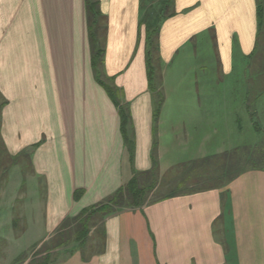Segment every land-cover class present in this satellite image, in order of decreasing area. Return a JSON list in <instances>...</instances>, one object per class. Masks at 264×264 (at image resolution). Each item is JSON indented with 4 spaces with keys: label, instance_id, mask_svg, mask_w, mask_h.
<instances>
[{
    "label": "crops",
    "instance_id": "obj_1",
    "mask_svg": "<svg viewBox=\"0 0 264 264\" xmlns=\"http://www.w3.org/2000/svg\"><path fill=\"white\" fill-rule=\"evenodd\" d=\"M151 1L97 0L96 68L86 0H0V139L11 156L29 155L23 160L41 181L39 243L152 166ZM171 1L156 34L163 87L178 82V52L192 45L196 53L201 35L210 36L225 73L234 58L251 57L264 0ZM213 97L197 87L200 106L185 108L183 94L166 92L160 144L184 128L185 114H210ZM96 224L95 251L78 247L48 264H264V169L123 208Z\"/></svg>",
    "mask_w": 264,
    "mask_h": 264
},
{
    "label": "rangeland",
    "instance_id": "obj_2",
    "mask_svg": "<svg viewBox=\"0 0 264 264\" xmlns=\"http://www.w3.org/2000/svg\"><path fill=\"white\" fill-rule=\"evenodd\" d=\"M171 4V0L151 1L150 20L156 19L153 26L158 27L161 17L169 11ZM157 32L152 30L147 38L155 130L151 156L156 166L157 181L152 191L148 185L143 187L146 198L151 200L171 191H186L202 186L200 181L185 180L183 177L190 164L203 158H208L212 163L208 169H213L220 156L229 153H234L232 167L228 168L230 170L238 166L264 167V27L259 31L258 42L251 57L234 58L231 71L226 73L217 61L210 36H199L196 53L192 45L178 52L182 56L174 65V68L180 70L178 82L167 84L169 88L162 86L163 63L158 58ZM94 45L100 46L97 34ZM197 87L199 91L205 90L214 96L209 106H205L210 114H185L184 128L179 129L172 138L168 131V141L164 143L161 138L163 145L160 144L156 130L166 92L170 97L175 92L183 94L185 108H196L202 101L195 98ZM169 142H174L172 149ZM3 175L0 169V264H14L13 260L20 254L24 262L17 264H38L45 255L48 257L47 262L53 261L65 256V252L78 248V242L73 240L75 226L71 225L73 231L69 242L44 254V249L39 248L45 241L39 243V239L45 236L46 230L41 225V181L34 178L28 161L23 158L10 166ZM98 221L97 217L92 218L88 225L89 233L83 239L82 247L86 253L97 249L95 235L98 232L95 226ZM53 235L47 243L50 244Z\"/></svg>",
    "mask_w": 264,
    "mask_h": 264
},
{
    "label": "trees",
    "instance_id": "obj_3",
    "mask_svg": "<svg viewBox=\"0 0 264 264\" xmlns=\"http://www.w3.org/2000/svg\"><path fill=\"white\" fill-rule=\"evenodd\" d=\"M87 1V8H88V22L89 27V36H90V43H91V51H92V58L93 63L96 68L101 64L102 59V49L101 47L94 45L95 35L99 36L100 30H96L98 26L99 19L101 15L99 13L98 3L97 0H86ZM93 28V30H92ZM152 30H157L155 26H153ZM152 75V72H151ZM160 104V102H159ZM2 103H0L1 107ZM158 108H156V112ZM122 120H123V130L125 124L127 122V114L122 112ZM129 152L130 150V141L128 142ZM234 153L224 154L218 158V163L213 166V169H208L212 163L208 158H203L198 161H194L190 164L189 169H186L184 173L183 179L185 180H197L196 182L203 183L202 186L187 189L186 191H171L169 193H165L162 196L153 198L148 200L146 195L144 194V186H149L150 191L153 190L154 185L156 183L155 179V162L152 159L153 165L151 166L150 170L146 172H137L133 175V177L127 182L125 185L121 186L117 191H115L111 196H109L106 200L100 202L96 206L82 212L78 217L72 219H65L54 232L53 238L50 240V244L47 242H43L39 248L44 249V254L48 252L50 249H57L59 247L65 246L69 242V236L72 233L71 225L75 226L74 230V237L73 240L78 242V247L82 250L84 246V238L89 233L88 225L92 218H98V220H102L105 216L115 213L116 211L127 208V207H140L145 203H151L154 201L161 200L166 197H171L174 195L182 194L185 192H194L206 188L211 187H222L227 184L233 177H235L238 173L248 168L238 166L237 168L228 169L230 166L232 167L233 164V155ZM29 155L27 153H21L15 156H11L3 146L1 139H0V169L1 174H6L7 169L15 164L20 158H27ZM4 158V160H2ZM264 159V155H263ZM250 160V158H249ZM264 163V160H263ZM253 164V163H251ZM155 166V167H154ZM204 166L206 168H204ZM208 167V168H207ZM254 168V167H253ZM264 169L263 166L256 167ZM196 172V175H195ZM188 173L187 176H185ZM189 175H192L189 176ZM4 176V175H3ZM210 182V183H208ZM149 191V192H150ZM68 234V236H67ZM47 243V244H46ZM22 254L18 255L14 260L13 263L17 264L18 262L23 263L21 257ZM48 259L47 255H45L42 260L38 264H48L51 261H46Z\"/></svg>",
    "mask_w": 264,
    "mask_h": 264
}]
</instances>
